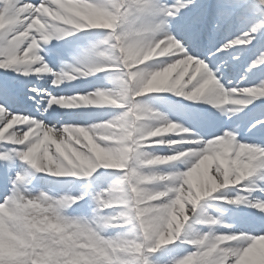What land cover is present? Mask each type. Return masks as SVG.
Wrapping results in <instances>:
<instances>
[{
  "label": "clouds",
  "instance_id": "9594fccd",
  "mask_svg": "<svg viewBox=\"0 0 264 264\" xmlns=\"http://www.w3.org/2000/svg\"><path fill=\"white\" fill-rule=\"evenodd\" d=\"M0 264H264V0H0Z\"/></svg>",
  "mask_w": 264,
  "mask_h": 264
}]
</instances>
